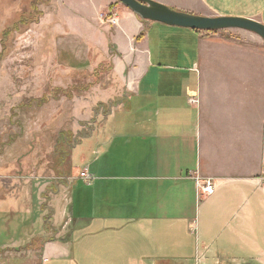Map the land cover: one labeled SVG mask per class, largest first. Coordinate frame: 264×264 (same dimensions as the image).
<instances>
[{
    "label": "crops",
    "instance_id": "obj_1",
    "mask_svg": "<svg viewBox=\"0 0 264 264\" xmlns=\"http://www.w3.org/2000/svg\"><path fill=\"white\" fill-rule=\"evenodd\" d=\"M152 1L264 24V0ZM57 3L101 31L129 96L73 150L40 264H264V40L158 27L117 0ZM197 179L216 192L201 199Z\"/></svg>",
    "mask_w": 264,
    "mask_h": 264
},
{
    "label": "rangeland",
    "instance_id": "obj_2",
    "mask_svg": "<svg viewBox=\"0 0 264 264\" xmlns=\"http://www.w3.org/2000/svg\"><path fill=\"white\" fill-rule=\"evenodd\" d=\"M76 19L57 0H0V264H40L57 234L50 200L63 189L59 133H74L75 143L82 132L95 136L103 116L129 96L101 31ZM80 155L81 148L77 168Z\"/></svg>",
    "mask_w": 264,
    "mask_h": 264
},
{
    "label": "water",
    "instance_id": "obj_3",
    "mask_svg": "<svg viewBox=\"0 0 264 264\" xmlns=\"http://www.w3.org/2000/svg\"><path fill=\"white\" fill-rule=\"evenodd\" d=\"M141 20L200 32L242 30L264 40V24L239 17H204L174 10L152 0H117Z\"/></svg>",
    "mask_w": 264,
    "mask_h": 264
},
{
    "label": "trees",
    "instance_id": "obj_4",
    "mask_svg": "<svg viewBox=\"0 0 264 264\" xmlns=\"http://www.w3.org/2000/svg\"><path fill=\"white\" fill-rule=\"evenodd\" d=\"M78 137L84 139L89 136L85 135V133L82 132L81 134L78 135ZM74 140H75L74 133L70 131L67 132L62 131L58 135L56 142V150H55V155H56L55 168H56L57 177L59 179V181H57L58 184L65 185L67 183L66 181L68 180V178H70V176L73 173V167H72L73 150L79 144V143H75ZM45 195L46 194H43L42 196L45 198L46 197Z\"/></svg>",
    "mask_w": 264,
    "mask_h": 264
},
{
    "label": "built area",
    "instance_id": "obj_5",
    "mask_svg": "<svg viewBox=\"0 0 264 264\" xmlns=\"http://www.w3.org/2000/svg\"><path fill=\"white\" fill-rule=\"evenodd\" d=\"M116 16H117L116 12L111 10V13L109 15H105L104 18L107 19V22L109 24L117 25L118 19ZM192 102H196V101H192ZM80 177L81 179H85V181L87 180V182H92L94 180V177L89 175L88 171L82 172ZM260 181H261V186L264 190V177L261 178ZM198 184L201 185L203 196L209 197V196H212L216 192L215 184L211 180H208V181L199 180Z\"/></svg>",
    "mask_w": 264,
    "mask_h": 264
}]
</instances>
